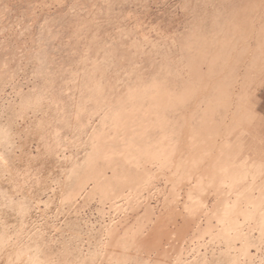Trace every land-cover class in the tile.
<instances>
[{"label": "bare ground", "instance_id": "obj_1", "mask_svg": "<svg viewBox=\"0 0 264 264\" xmlns=\"http://www.w3.org/2000/svg\"><path fill=\"white\" fill-rule=\"evenodd\" d=\"M203 14L210 34L146 116L161 135L106 150L64 194L33 171L56 80L49 50L34 53L31 87L0 102V264H264V0ZM5 145L19 163L1 160Z\"/></svg>", "mask_w": 264, "mask_h": 264}, {"label": "rangeland", "instance_id": "obj_2", "mask_svg": "<svg viewBox=\"0 0 264 264\" xmlns=\"http://www.w3.org/2000/svg\"><path fill=\"white\" fill-rule=\"evenodd\" d=\"M218 1L0 0V102L31 87L40 48L56 70L53 103L40 112L48 120L40 136L48 151L33 168L37 177L51 176L64 194L106 150L116 155L129 142L153 143L161 132L146 116L162 113L154 98L182 84L199 36L211 31L204 10ZM261 100L264 110V92ZM20 153L5 145L1 160L17 164ZM160 198L155 192L152 202ZM100 207L97 197L83 210L95 212L94 220Z\"/></svg>", "mask_w": 264, "mask_h": 264}]
</instances>
